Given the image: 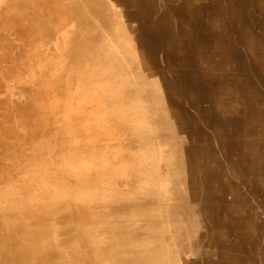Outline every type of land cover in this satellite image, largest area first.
I'll return each mask as SVG.
<instances>
[{
  "label": "bare ground",
  "instance_id": "6f19581e",
  "mask_svg": "<svg viewBox=\"0 0 264 264\" xmlns=\"http://www.w3.org/2000/svg\"><path fill=\"white\" fill-rule=\"evenodd\" d=\"M83 1L90 7L91 13L99 18L102 27L110 29L106 16L111 11L106 6L107 2ZM119 1L126 6L129 19L137 25L139 46L147 54L150 64L164 78V94L173 103L170 115L173 128L177 130L173 133L180 137L178 149L183 159L180 167L186 175L183 182L165 178L158 183L159 162L170 159L171 163L173 155L166 157L161 150L157 156L152 153L151 146L137 144L146 143L151 131L162 141L167 139L161 127L159 129L155 124L147 126L145 122L150 118L160 119L162 115L153 107L151 83L143 73L138 75L139 64L134 61L131 46L118 37L121 29H114L115 36L103 41L89 18L83 14L85 5H74L70 23L73 30L68 33L72 35L73 49L68 55L75 60L82 52L76 66L86 67L77 70H85L88 85L96 84V90L100 94L103 91L105 105L113 110V117L116 114L120 117L119 128L121 126L122 131L127 132L128 140H131L130 149L135 150L134 154L128 155V160L125 155L122 156L121 162L130 160V164L134 165V175L130 180L137 192L131 197L122 191L114 193L111 213L120 210L129 212L122 220H112V230L103 256L109 259L110 264H132L131 257L140 264L141 260L150 261L159 252L162 253L157 239L166 240L163 232L169 229L170 219L168 204L164 205L166 201L161 198L174 191L180 200L176 199L173 206L180 211L176 212L178 215L181 213L182 222L189 223L190 234H199L198 241L194 240L200 250L207 241L218 247L214 259L219 264H264V251L258 249V233L264 227V192L255 189L248 194L236 183L241 177L246 179L253 176L256 182L264 179V0ZM204 1L208 4L203 5ZM171 19L181 20L180 35L169 33L167 25ZM186 23L189 25L186 26ZM62 40L68 41L66 33ZM179 48L181 54L177 55ZM159 56L163 57L165 66L159 65ZM167 73L171 80L167 78ZM103 82L111 87L103 88ZM209 84L212 89H206L205 85ZM139 96L144 101L142 105L138 104L141 102ZM2 100L1 103L6 99ZM187 104L194 107V114ZM4 133L1 132L0 137L2 134L4 137ZM216 151L220 152L223 160L216 156ZM170 171L173 170L170 168ZM61 173H71L75 182L85 180L74 168L69 171L64 166ZM141 183H146L148 187L141 189ZM64 191L65 196L67 190ZM140 193L148 195L142 198ZM66 201L58 202L64 207ZM51 204L58 205L54 201ZM12 209L5 210L3 216L12 213ZM72 213L78 212L74 210ZM29 214L39 217L35 219L32 231H25L21 223L11 222L10 235L18 239L15 243L19 245H4L2 240L8 237L0 235V264H45L54 258H58L57 264L68 263L69 258H64L59 245L48 237L50 226L42 220L41 211ZM86 233L89 234V231ZM143 237L150 239L142 242ZM75 239L67 237L60 243L70 246L71 255L78 253L81 247ZM82 245L87 251L91 243L84 239ZM204 255L208 257L205 264L214 263L209 250Z\"/></svg>",
  "mask_w": 264,
  "mask_h": 264
},
{
  "label": "rangeland",
  "instance_id": "374dc122",
  "mask_svg": "<svg viewBox=\"0 0 264 264\" xmlns=\"http://www.w3.org/2000/svg\"><path fill=\"white\" fill-rule=\"evenodd\" d=\"M105 1L107 8L111 11L106 16L110 25L108 30L102 27L99 18L91 13L90 7L83 0H64V2L63 0H0V100H7L0 102V125L2 126H0V133L4 131L6 133V129L10 134L12 132L11 135H7V132L4 133L6 136L3 137L2 134L0 137L2 139L0 140V235L8 237L2 240L4 245L9 247L19 245L15 243L18 239L10 235L11 222L21 223L25 231H32L35 227V219L39 217L29 213L40 210L43 215L42 220L50 226L47 232L48 237L55 242V245H59L63 257L69 258L66 264H91L92 262V264H110L109 259L103 256V250L110 238L112 220H122L129 212L120 210L111 213L114 207L113 195L122 191L131 197L137 192L133 186L134 183L130 180L134 175V165L130 164V160L126 163L121 162L122 156L125 155L128 160V155L134 154L135 150L130 149L131 140H128L127 132H123L121 126L119 128L120 117L117 114L115 117L111 115L113 110L105 105L106 100L102 99L103 91L100 94L96 90V84L88 85L84 76L85 70L81 72L77 70L86 67L85 65L76 66L78 58L82 57V52L75 60L70 59L68 55V52L73 49L72 35L68 33L73 30L70 23L74 5H85L83 14L89 18L103 41L115 36L114 29L116 30L117 27L121 29L118 37L131 46L134 61L139 64L138 75L143 73L151 83L153 107L157 108L162 115L160 119L156 117L159 121L150 118L145 122L147 126L155 124L159 129L161 127L162 134H166L167 139L162 141L151 131V136L146 143L137 142V144L143 147L151 146L152 153L157 156L161 150L166 157L169 154L173 155L171 163L170 159L159 162L158 183L165 178L168 180L175 178L183 182L186 175L180 167L183 161L178 149L180 137L173 133L177 131L175 127L173 128V119L170 115L173 103L164 94L166 93L163 90L164 78L158 69L153 67L152 63L150 64L147 54L139 46L137 42L139 30L136 23L129 19L126 6L119 0ZM202 4L208 3L204 1ZM177 20L173 22L171 19L167 27L169 33L180 35L181 20ZM186 24V26L189 25V23ZM65 33L68 41L63 42ZM158 50L160 52L161 48ZM176 53L181 54V48L177 49ZM159 63L164 66L166 64L162 56H159ZM167 74V78L171 80L170 74ZM90 79L92 80L91 76ZM142 81L145 82V78ZM205 86L206 89L213 88L210 84ZM104 87L108 88L111 85L106 86L103 82ZM140 97L141 102L138 104L142 105L144 101ZM13 100L16 101L13 102ZM187 106L194 114V107L189 104ZM19 133H21L20 137ZM216 153V156L223 160L220 152L216 151ZM192 160L193 157H191ZM192 162L195 163L194 160ZM64 166L69 171L76 169L85 180L81 183L75 182L71 173H61ZM170 168L173 171H170ZM13 176H16L15 179ZM252 178L253 176H248L246 179L241 177L235 180L242 191L250 194L252 186L249 184H253ZM231 179L234 181L233 177ZM140 187L146 189L148 185L141 183ZM64 189L67 190L65 196ZM140 195L143 198L148 194L140 193ZM165 196L166 199H161L166 201L164 205L168 204L170 224L169 229L163 232L166 240H161L159 237L157 239L163 252H159L157 257L150 258V261L141 260L140 264H181V262L182 264H205V259L208 257H205L204 253H207V250L213 254V264H219L214 259L215 253L219 250L217 246L204 241L200 250L199 244L195 245L199 234L194 236L190 234L191 228L187 225L189 223L182 222L181 213L178 215L176 212L180 211L173 206L179 197L175 196L174 191L166 193ZM64 199L68 201L64 207H61L58 201ZM53 201L58 205L51 204ZM11 207L13 212L3 216V212ZM71 210L72 212L76 210L78 213H72ZM88 231L89 234L86 233ZM75 234L79 236L74 237ZM258 234L260 238L258 249L263 252L264 229ZM67 237L76 238L75 240L81 245L75 255H71L69 245L60 244L61 241L67 240ZM84 239L91 243L87 251L82 245ZM149 239L143 237L142 242H147ZM57 259L54 258L50 260L51 262L48 260L45 264H57ZM131 263L137 264V261L131 257Z\"/></svg>",
  "mask_w": 264,
  "mask_h": 264
},
{
  "label": "crops",
  "instance_id": "0c3cea01",
  "mask_svg": "<svg viewBox=\"0 0 264 264\" xmlns=\"http://www.w3.org/2000/svg\"><path fill=\"white\" fill-rule=\"evenodd\" d=\"M253 179V180H252ZM251 180H252V183L253 184H249V185H251L252 186V189L250 190V191H252V190H255V189H257V190H259V191H262V192H264V179L261 181H257L256 182V180H255V178L253 177ZM258 183V184H257ZM260 183V184H259ZM262 187V188H261ZM263 229H264V227H263Z\"/></svg>",
  "mask_w": 264,
  "mask_h": 264
}]
</instances>
